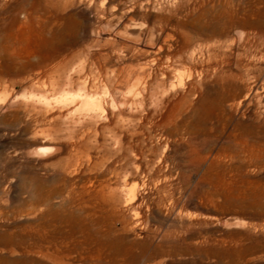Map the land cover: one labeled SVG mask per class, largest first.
I'll return each mask as SVG.
<instances>
[{"label": "rangeland", "instance_id": "obj_1", "mask_svg": "<svg viewBox=\"0 0 264 264\" xmlns=\"http://www.w3.org/2000/svg\"><path fill=\"white\" fill-rule=\"evenodd\" d=\"M0 264H264V0H0Z\"/></svg>", "mask_w": 264, "mask_h": 264}, {"label": "bare ground", "instance_id": "obj_2", "mask_svg": "<svg viewBox=\"0 0 264 264\" xmlns=\"http://www.w3.org/2000/svg\"><path fill=\"white\" fill-rule=\"evenodd\" d=\"M112 2H113V0H103V5L104 4L111 5ZM135 28L136 27L134 26L132 16H127L126 19L123 21V23L120 26V32L128 33L129 31H132ZM142 36H143L142 38L135 41V46H137L139 49H142L146 53L147 59L156 63L158 65L157 67L159 68V70L165 74L166 72L163 69V67L161 66L160 62L164 59H166L167 61H170V60H173L177 57H181L180 54L170 52V50L172 49V47L174 45L173 42L169 41V40H164L162 42H158V41L151 42L149 40L148 36H146L144 34ZM212 53H213V55H216L218 52L216 50H212ZM181 60L184 61L182 58H181ZM229 65H230L229 61H227V65L222 67L221 70H225V69L229 68ZM193 68L196 70L197 69H203L204 65L195 63V64H193ZM80 95H81V93H80ZM74 99H76V97ZM76 104L81 107L80 110H82V112H86V113L91 112L93 114L98 115L100 113V111L102 110V103L100 100L93 101L92 99H90L87 96H84V97H81V96L78 97L77 96ZM80 112H78L79 115H80ZM105 189H106V186H102L100 191H99V192L103 193L102 196H105V194H104ZM132 197H133V199L135 198L134 195ZM136 206H137V208L140 207L138 202H136Z\"/></svg>", "mask_w": 264, "mask_h": 264}]
</instances>
